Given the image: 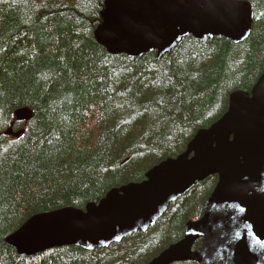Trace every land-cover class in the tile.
<instances>
[{
    "label": "trees",
    "instance_id": "16d2710c",
    "mask_svg": "<svg viewBox=\"0 0 264 264\" xmlns=\"http://www.w3.org/2000/svg\"><path fill=\"white\" fill-rule=\"evenodd\" d=\"M245 1L253 23L244 41L189 36L158 59L111 55L96 43L104 0H0V264H147L202 218L215 176L154 228L107 250L23 258L4 241L35 215L84 210L141 183L218 121L232 94L250 93L264 72V0ZM26 107L32 119L16 122ZM9 128L23 134L7 137Z\"/></svg>",
    "mask_w": 264,
    "mask_h": 264
},
{
    "label": "water",
    "instance_id": "95a60500",
    "mask_svg": "<svg viewBox=\"0 0 264 264\" xmlns=\"http://www.w3.org/2000/svg\"><path fill=\"white\" fill-rule=\"evenodd\" d=\"M100 19L94 39L109 54L162 59L189 36L244 41L253 12L241 0H104ZM32 117L28 107L14 113L17 122ZM22 134L4 132L16 139ZM212 176L217 183L202 218L188 222L182 240L147 264H264V72L250 93L230 96L227 112L199 130L185 152L151 168L141 183L114 188L84 210L35 215L4 241L23 258L65 247L107 249L146 233Z\"/></svg>",
    "mask_w": 264,
    "mask_h": 264
},
{
    "label": "rangeland",
    "instance_id": "374dc122",
    "mask_svg": "<svg viewBox=\"0 0 264 264\" xmlns=\"http://www.w3.org/2000/svg\"><path fill=\"white\" fill-rule=\"evenodd\" d=\"M211 40H212V39H211ZM10 138H12V137H10ZM112 246H114V245H112ZM110 247H111V246H110ZM110 247H109V248H110ZM109 248H107V249H109ZM107 249H102V250H107ZM97 251H99V250H97Z\"/></svg>",
    "mask_w": 264,
    "mask_h": 264
},
{
    "label": "bare ground",
    "instance_id": "6f19581e",
    "mask_svg": "<svg viewBox=\"0 0 264 264\" xmlns=\"http://www.w3.org/2000/svg\"><path fill=\"white\" fill-rule=\"evenodd\" d=\"M13 250V249H12Z\"/></svg>",
    "mask_w": 264,
    "mask_h": 264
}]
</instances>
